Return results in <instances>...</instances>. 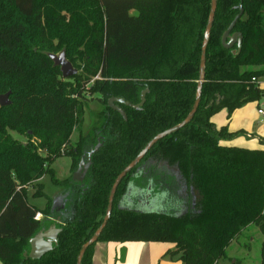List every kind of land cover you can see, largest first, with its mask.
Masks as SVG:
<instances>
[{"label":"trees","instance_id":"16d2710c","mask_svg":"<svg viewBox=\"0 0 264 264\" xmlns=\"http://www.w3.org/2000/svg\"><path fill=\"white\" fill-rule=\"evenodd\" d=\"M240 6L244 14L233 29L243 34L238 53L236 46H223L222 36ZM210 9L211 0H0V93L11 91L12 101L0 106L2 264H77L81 246L104 220L118 175L154 136L192 110ZM62 52L80 73L63 77L50 57ZM206 55L192 121L157 141L121 181L98 241L171 242L184 264H217L246 226L255 224L264 234V149L222 144L238 132L211 120L222 109L230 119L237 108L264 98V89L252 82L264 76V0H218ZM146 89L139 108L116 103L127 119L109 105L112 97L139 105ZM88 93L97 94L105 109L103 121L84 135ZM77 129L81 134L72 144ZM99 139L85 179L75 181L82 156ZM62 156L71 158L65 179L53 168ZM148 160L177 166L196 192L193 209L175 214L122 206L133 174ZM45 175L69 192L63 211L53 206L43 182L33 197H45L46 207L29 202V186ZM38 212L43 219H35ZM54 223L62 231L53 249L26 257L31 238ZM95 244L82 264H93Z\"/></svg>","mask_w":264,"mask_h":264},{"label":"rangeland","instance_id":"374dc122","mask_svg":"<svg viewBox=\"0 0 264 264\" xmlns=\"http://www.w3.org/2000/svg\"><path fill=\"white\" fill-rule=\"evenodd\" d=\"M56 55H60L57 53ZM81 69H78V73H80ZM98 95H91L88 93V97L92 100L86 105V115L84 122L81 127V131L84 135L91 133L95 124L101 123L103 121V116H101V111L105 109L103 103L97 100ZM264 106V98L261 100L259 106L254 103L250 104L243 108L240 112L238 118L234 121L233 125L230 127H237V131L235 132H244V134H252L256 137L257 141L255 143H250V148L254 149H262L264 148V117L259 115V108ZM79 129H77L73 135L71 142L75 144L80 137ZM15 137L20 138L25 141V136L19 135L17 133H13ZM71 164V158L68 156H62L58 158L54 164L53 168L55 171V176L59 179H64L67 177L69 168ZM150 166L155 168L156 179L159 182L157 192L161 195L157 196L156 200L151 201V203H147V198L142 199L141 202H137L134 198H131V193L124 197L122 201V205L135 210L140 211H153V212H169L175 214L184 213L186 210L185 202L182 204H177L175 201L180 200L183 196L185 197V191H181V187L179 186V172L178 170L172 168H167L163 164H153ZM144 174L136 175L138 178V187L142 188L144 185L143 180ZM44 183V191L49 196H55V194L60 192L59 186L54 185L51 175H45L43 178H40L36 181L35 184L29 186L28 199L29 202L37 207L43 208L46 203V198H34L33 193L37 189V183ZM165 184V185H164ZM155 184L149 182L147 184V191H152V188ZM166 185L169 191L166 189L161 191V188ZM133 187V185H131ZM130 189V188H129ZM143 189V188H142ZM174 193L170 194V201L165 204L164 201L167 200V195L169 192ZM168 191V193L166 192ZM192 192V197H190V206L188 208L193 209L195 207L196 202V192L194 189L190 190ZM138 193L137 190L134 189V194ZM66 194V193H64ZM63 195V192H62ZM166 195V196H165ZM182 195V196H181ZM134 197V196H133ZM188 199V197H187ZM189 205V204H188ZM62 208V203L56 207V209ZM43 213V212H41ZM264 239V234L260 230V228L255 224H250L246 226L241 234L231 243V245L226 249V256L219 260L217 264H260L261 262V247ZM150 242L149 249L145 256V259L142 264H184L181 260V252H176L171 247V242H157V241H148ZM2 262L0 261V264Z\"/></svg>","mask_w":264,"mask_h":264},{"label":"water","instance_id":"95a60500","mask_svg":"<svg viewBox=\"0 0 264 264\" xmlns=\"http://www.w3.org/2000/svg\"><path fill=\"white\" fill-rule=\"evenodd\" d=\"M218 0H211V9L209 14V20L204 32V39H203V45H202V52H201V61H200V80L198 82L197 87V94L195 103L193 105L192 110L188 114V116L179 124L166 129L156 136H154L144 147L142 151L129 163L128 166H126L123 171L118 175L116 178L111 191L109 195V203L106 211V215L104 217V220L102 224L99 226V228L94 232V234L81 246L80 252L77 257V264H82L83 256L86 252V250L93 245L94 243L98 242V239L103 232L104 228L106 227L113 209V203L114 198L116 195V191L121 183V181L126 177L128 173L132 171V169L143 159V157L146 155V153L149 151V149L160 139L180 130L182 127L190 123L196 114L198 107L201 102L202 97V88H203V82L205 80L206 75V61H207V47L210 41V35H211V29L214 23L216 10H217ZM240 13L234 18L228 29L225 31V33L222 36V44L225 48L232 49L235 46L237 47V52L239 53L242 49V43H243V34L239 31L233 32V29L237 23V21L242 17L244 14V8L243 6H240ZM52 60L54 61L55 65L60 66L62 75L64 78H69L73 75H76L78 73V69L74 67V65L67 59L66 53L62 52L60 55H50ZM148 92V89L142 91L141 94V102L139 105H134L128 101H126L124 98L121 97H112L109 100V105L113 109L120 112L125 119H127L126 112L123 108H121L116 103H123L125 105H129L135 108H139L144 105L146 101V94ZM11 91L7 93H0V106H7L11 104L10 100ZM102 146V142L99 139V142L97 145L88 152V154H84L80 160L79 166L76 169V171L73 173V179L75 181L82 182L87 172L92 165V155L97 152L100 147ZM56 222H61L60 217L56 219ZM62 231V228L57 227V224L54 223L48 228H43L41 231H39L38 234H36L33 238L30 240L31 249L29 252H25L26 257L31 258H40L48 251L52 250L54 247V244H57L58 242V235Z\"/></svg>","mask_w":264,"mask_h":264},{"label":"crops","instance_id":"0c3cea01","mask_svg":"<svg viewBox=\"0 0 264 264\" xmlns=\"http://www.w3.org/2000/svg\"><path fill=\"white\" fill-rule=\"evenodd\" d=\"M260 80H261L260 86L264 89V79H260ZM261 100L248 102L242 107L237 108L233 112L230 119L228 118L227 109H222L221 111L214 114L211 120L216 125L217 128H221L222 126H227L229 131L235 132L237 131V127L232 128L230 127V125L234 124V121L238 118L243 108H245L246 106H249L250 104H254V103H256L259 106V104L261 103ZM259 115L264 117L263 114L259 113ZM255 141H257V139L256 137H254V135L244 134V132L238 131V134L233 139L223 140L221 143L224 145H236L240 147L254 149V148H250L251 146L249 145V142L255 143ZM71 173L72 172H71V164H70L67 177H69ZM58 188L60 189V192L55 194V196H50V197L53 200L54 207H57L62 203V208H59L58 210L63 211L65 207V203L67 201L66 199L69 196V192H65L64 188H60V187ZM62 192H63V195H62ZM46 205H47V199H46L45 206L43 208L40 207V209H44ZM42 215H43L42 216V219H43L44 214L42 213ZM58 217H60L61 219V216H58ZM149 245H150V242H144V241H137V242L135 241H132V242L131 241L129 242L98 241L96 242L94 246L93 264H142L147 254V251L149 249ZM171 247L174 250L175 244L172 243Z\"/></svg>","mask_w":264,"mask_h":264},{"label":"flooded vegetation","instance_id":"af4514ba","mask_svg":"<svg viewBox=\"0 0 264 264\" xmlns=\"http://www.w3.org/2000/svg\"><path fill=\"white\" fill-rule=\"evenodd\" d=\"M161 163V164H163V165H165L167 168H174L175 170L177 169L178 170V168H177V166H169L166 162H160V161H156V160H148L147 162H145L140 168H138V170L133 174V176H132V179L130 180V182H129V186H128V190H127V192H126V194H125V196H127L128 194H132L131 195V198H134L137 202H141V200L142 199H148L147 200V203H151V201H153V200H156L157 199V196H160L161 194L159 193V192H157V188H158V181H157V179H156V173L155 174H152V166H150V164L151 165H153V164H156V163ZM154 172H155V170H153ZM178 172H179V170H178ZM144 174L143 175V182H144V185H143V189L142 188H139L137 185H138V178L136 177V175H139V174ZM179 176H180V179H179V186L181 187L180 189H181V191H182V193H183V191H185V194H186V196L185 197H183L182 195V197H181V199H182V201L181 202H185V207H186V209H188V210H191L190 208H188L189 206H190V197H191V191L187 188V186H186V184L184 183V181H183V178H182V176L180 175V172H179ZM149 182H152V183H154L155 185L153 186V188H152V191H147L146 189V187H147V184L149 183ZM131 185H133V187H131ZM165 185V184H164ZM163 185V187L161 188V191H163V189L164 190H168L169 191V189L170 188H168L167 187V185H166V189H165V186ZM130 188V189H129ZM134 189L135 190H137L138 191V193L135 195L134 194ZM193 188H191V190H192ZM168 191H166L167 193H168ZM170 193L171 192H169L168 193V195H167V200L166 201H164L165 202V204L166 203H168L169 201H170ZM124 196V197H125ZM134 196V197H133ZM166 196V195H165ZM187 197H188V199H187ZM124 199V198H123ZM123 201V200H122ZM179 201V200H178ZM178 201H176V202H178ZM189 204V205H188ZM123 206V205H122ZM125 207V206H124ZM127 208V207H126ZM140 211V210H139ZM187 211V210H186ZM185 211V212H186ZM145 212V211H144ZM149 212H153V211H149ZM156 212V211H155ZM161 212H165V211H161Z\"/></svg>","mask_w":264,"mask_h":264},{"label":"built area","instance_id":"2783aa9c","mask_svg":"<svg viewBox=\"0 0 264 264\" xmlns=\"http://www.w3.org/2000/svg\"><path fill=\"white\" fill-rule=\"evenodd\" d=\"M260 79H264V76H262V77H253L252 78V82H255V83L260 84L261 83V80ZM259 113L264 115V108H260L259 109ZM42 216H43L42 213L41 212H38L36 214V216H35V219L36 220H41L42 219Z\"/></svg>","mask_w":264,"mask_h":264}]
</instances>
